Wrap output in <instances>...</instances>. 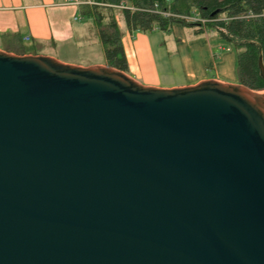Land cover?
<instances>
[{
	"label": "water",
	"instance_id": "obj_1",
	"mask_svg": "<svg viewBox=\"0 0 264 264\" xmlns=\"http://www.w3.org/2000/svg\"><path fill=\"white\" fill-rule=\"evenodd\" d=\"M0 264H264V90L0 50Z\"/></svg>",
	"mask_w": 264,
	"mask_h": 264
},
{
	"label": "trees",
	"instance_id": "obj_2",
	"mask_svg": "<svg viewBox=\"0 0 264 264\" xmlns=\"http://www.w3.org/2000/svg\"><path fill=\"white\" fill-rule=\"evenodd\" d=\"M86 1V0H81ZM81 4L82 14L96 24L99 41L107 65L127 73L128 64L121 42L115 10L122 12L129 31L132 29L169 30L174 23L197 26L182 16L198 15L205 26L213 28L221 39L234 44L238 83L256 91L264 90V80L259 75L258 57L264 64V0H89ZM122 6V7H119ZM170 15L163 16L162 13ZM214 14L212 15V13ZM6 52L24 55L23 38L19 33L10 37ZM33 54H38L36 46ZM236 74V75H237Z\"/></svg>",
	"mask_w": 264,
	"mask_h": 264
},
{
	"label": "crops",
	"instance_id": "obj_3",
	"mask_svg": "<svg viewBox=\"0 0 264 264\" xmlns=\"http://www.w3.org/2000/svg\"><path fill=\"white\" fill-rule=\"evenodd\" d=\"M81 9L82 5H74L68 3L67 0H0V50L5 51L8 49L6 47L10 44V37L12 34L19 33L23 38V43L26 42L24 38L29 37L27 41L32 43L33 48L36 46L38 50L49 49V51H41L38 54L51 56L62 62L80 66L107 65L103 48L102 57L104 60L88 64L75 63L74 61L56 55L59 52L67 56L78 55L79 51L91 45L96 38L98 43H100L94 20L84 17ZM121 17L124 20L123 15ZM117 22L128 64L127 74L142 84L147 86L174 88L194 85L207 79H213L224 83H238L236 77V63L235 72L231 71L230 73L226 67L228 66L227 56L220 63L204 65L206 69H215L216 75L212 77L207 76V72L203 71V60H193L191 66L192 70H195V74L193 76L189 73L187 78L190 80L186 83L156 85L154 83L141 81V74L139 71L138 77L129 73L132 58L129 55L131 51L130 40L126 37V33H130L131 31L128 30L125 22L124 28L121 26L118 18ZM214 39L218 42L219 48L223 49L221 44L226 43V41H221L218 38ZM227 46L229 45L227 44ZM26 54L33 53L26 52ZM234 56L236 62V54H234ZM226 70L228 72H226ZM220 75L224 77H220Z\"/></svg>",
	"mask_w": 264,
	"mask_h": 264
},
{
	"label": "rangeland",
	"instance_id": "obj_4",
	"mask_svg": "<svg viewBox=\"0 0 264 264\" xmlns=\"http://www.w3.org/2000/svg\"><path fill=\"white\" fill-rule=\"evenodd\" d=\"M115 15L124 28V20L121 17L122 14L119 9L115 10ZM163 16L165 15L163 14ZM183 17L185 16H182V18ZM184 20L191 22L188 21L187 18ZM200 25L203 29L201 31L197 30L198 27L196 25L187 26L174 23L172 27L166 31L157 28L145 32L132 29L130 32L131 34L126 33V37L130 40L131 51L129 55L132 58L129 73L138 77L139 71L141 74V81L154 83L156 85L181 84L190 80L187 78L189 73L194 76L195 70H192L191 66L193 60H203V71L207 72V76L212 77L216 75L215 69H206L204 65L220 63L226 56L228 58L227 70L230 71V73L231 71L235 72L236 62L234 54H236V49L234 48L233 42L229 43L226 41V43L221 44L223 49L219 48V44H217L218 42L214 38H218L221 41L223 39L220 38L213 28L205 26L204 24ZM227 44L229 46H227ZM23 47L24 52L34 51L32 43L29 41L23 43ZM37 51L38 53L41 51L46 52L49 51V49ZM56 55L74 61L75 63L83 64L104 60L102 57V47L100 43H98L97 38L91 45H88L87 48L84 47V49L79 51L78 55L67 56L60 52ZM227 70L226 72H228ZM220 77L224 76L220 75ZM236 77L237 80H239L238 74Z\"/></svg>",
	"mask_w": 264,
	"mask_h": 264
},
{
	"label": "built area",
	"instance_id": "obj_5",
	"mask_svg": "<svg viewBox=\"0 0 264 264\" xmlns=\"http://www.w3.org/2000/svg\"><path fill=\"white\" fill-rule=\"evenodd\" d=\"M68 3H71V4H74V5H81V4H92L91 1L89 0H86V1H81V0H67ZM119 7H122V6H119ZM164 14L165 16H168L169 14L168 13H162ZM184 19L187 18L188 21H191V22H196V23H200V24H205L206 20L201 18L200 16L198 15H193V16H185L183 17ZM25 41L29 40V37H25L24 38Z\"/></svg>",
	"mask_w": 264,
	"mask_h": 264
}]
</instances>
